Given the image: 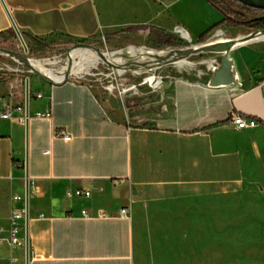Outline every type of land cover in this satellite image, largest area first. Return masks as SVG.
I'll return each mask as SVG.
<instances>
[{
	"label": "crops",
	"instance_id": "1",
	"mask_svg": "<svg viewBox=\"0 0 264 264\" xmlns=\"http://www.w3.org/2000/svg\"><path fill=\"white\" fill-rule=\"evenodd\" d=\"M3 1L21 33L77 40L107 34L116 48L132 37L131 29L190 41L224 18L208 0ZM11 29L0 0V34L10 35ZM254 44L232 53L231 83L213 84L215 71L208 67L186 70L164 78L154 98L143 92L137 101L117 100V113L100 85L28 78L27 125L0 120V264H26V246L5 242L12 211L23 207L14 196H26V168L29 264H134L132 216L139 208L264 190V63L256 65L261 48ZM0 97L26 107V84L0 83ZM48 112L49 119L35 117ZM233 112L256 119L258 126L234 130L228 124ZM131 114L150 125L135 124ZM59 129L71 135L69 142L55 137ZM78 189L91 195H67ZM100 212L108 217H98Z\"/></svg>",
	"mask_w": 264,
	"mask_h": 264
},
{
	"label": "rangeland",
	"instance_id": "2",
	"mask_svg": "<svg viewBox=\"0 0 264 264\" xmlns=\"http://www.w3.org/2000/svg\"><path fill=\"white\" fill-rule=\"evenodd\" d=\"M215 1L225 6L222 0ZM223 30H229L233 35L228 34L227 37ZM128 31L132 37L122 42L121 48L113 46L111 36L107 34L90 40H77L55 34L42 38L33 45L22 33L27 47L25 50L14 32V35L0 34V49L15 52L29 60L56 61L52 68L58 73L68 65L70 51L91 48L74 47L76 45H90L100 53L121 51L117 56L125 59L129 47L163 52L205 45L226 37L233 38L239 33L259 30L224 26L211 32L203 43L192 38L187 41L180 34L162 32L145 36L141 33L142 29ZM254 45L261 48L257 53L256 65L264 63V42ZM190 60L193 65L181 69L168 65L157 71L147 72L138 68L130 69L124 64L116 65L114 70L112 66L101 62L95 68H90L89 74L80 75L79 78L71 76V79L100 85L110 96L108 105L111 112L117 113L115 102L123 97L127 100L130 97L136 98L137 101L143 96V92L150 93L153 98L158 96L159 88L152 89L149 84H143V80L148 82L152 75L163 79L167 76H180L186 70L204 69L214 60L216 66L220 67L223 55L199 54L192 56ZM26 78L41 80L27 65L0 53V83L6 84L14 79L24 82ZM112 85L115 89L108 90ZM132 85L137 87L136 91H130L135 95L129 96L128 91L120 94V90ZM130 119L138 125H150L149 120L145 122L138 114H131ZM132 220L134 264H264V190L260 188L255 189V192L239 191L205 198L163 201L139 208Z\"/></svg>",
	"mask_w": 264,
	"mask_h": 264
},
{
	"label": "bare ground",
	"instance_id": "3",
	"mask_svg": "<svg viewBox=\"0 0 264 264\" xmlns=\"http://www.w3.org/2000/svg\"><path fill=\"white\" fill-rule=\"evenodd\" d=\"M180 31L183 30L178 29L177 33ZM226 38L205 45L202 44L191 48L172 49L163 52L148 51L144 47H129L126 51L125 59L117 56L118 53H121L120 51L100 53L95 48L73 50L68 53V65L64 67L63 71L58 73L54 72L52 68L56 64V61L28 60V64L40 78L54 83L64 82L71 76L78 77L89 74L90 68H95L101 62L112 66L114 70L118 64H124L130 69L138 68L144 72L148 70L157 71L168 65H174L181 69L193 65L190 58L194 55L220 53L228 59H231L232 53L238 48L264 42V31L239 33L233 38ZM160 79L157 75H152L149 81L153 87H158L160 85Z\"/></svg>",
	"mask_w": 264,
	"mask_h": 264
},
{
	"label": "built area",
	"instance_id": "4",
	"mask_svg": "<svg viewBox=\"0 0 264 264\" xmlns=\"http://www.w3.org/2000/svg\"><path fill=\"white\" fill-rule=\"evenodd\" d=\"M143 33H146L147 35H149V31H143ZM13 59L16 60L15 58H13ZM216 69H217L216 60H214L209 64L208 70L211 72H214V71H216ZM78 78H79V76H78ZM70 79H71V77H70ZM162 80H163V78L160 79V85L162 83ZM25 83H26V81L23 82V84H25ZM112 86H114V85H112ZM159 86L156 88L151 87V86L150 87L152 89H157V88H159ZM13 89H14V85H11V90H13ZM114 89H115V87H114ZM136 90H137L136 85H132L131 87H128L127 89L120 90V94L122 95V94H125L127 91H136ZM122 91H123V93H122ZM37 97L41 98L42 95L38 94ZM17 110L20 111V113L22 115L19 117H14L13 114ZM51 116H52L51 112H48L45 114L38 113V114H36L35 117L40 118V119H49V118H51ZM29 118H30V116L27 117L25 114V106L17 108L9 100H5V99L0 97V120L16 119L20 124L26 125V122H27V120H29ZM228 124L234 130H238V131L254 129L258 126V122L256 119L246 118V117L242 116L241 114H238L235 112L231 113L229 120H228ZM55 137L62 138L66 142H69L71 140V135L64 129L57 130L55 132ZM67 195L69 197H72V196L89 197L91 195V192L88 190L78 189L74 192L69 191L67 193ZM14 200L17 202H22L23 207L19 208V209H14L12 211L11 216L9 218V228L6 232V241L5 242L10 247H19V246L25 245V242L23 239V234L25 231L27 201H26V196H18V195L14 196ZM128 214H129L128 209H123L121 211V215L124 217H127ZM83 216L85 218H91L90 214L86 211L83 212ZM98 217H108V216L106 214L100 212L98 214ZM2 232H4V229L0 227V233H2ZM3 242H4V240L0 238V244H2ZM12 263L15 264V260H13Z\"/></svg>",
	"mask_w": 264,
	"mask_h": 264
},
{
	"label": "water",
	"instance_id": "5",
	"mask_svg": "<svg viewBox=\"0 0 264 264\" xmlns=\"http://www.w3.org/2000/svg\"><path fill=\"white\" fill-rule=\"evenodd\" d=\"M237 1L240 4H242V5L246 6V7L253 8V9H258V10H264V0H237ZM1 3H2L4 9L6 10L7 14L9 15L12 27H13L18 39L20 40V42L22 43V45L24 46V48L26 50L27 47H26V44H25V41H24L22 33L20 32V30L17 28L16 24L11 19V16L9 14V10H8L6 4L4 3L3 0H1ZM78 46L93 48V46H90V45H76L74 47H78ZM0 53H3V54H6V55H8L10 57L15 58L17 61L27 65L31 69V71L33 73L37 74L30 67V65L28 64V60L29 59L26 58L25 56H21L20 54H17L15 52L8 51V50H3V49H0ZM227 62H228V58L226 56H223V60H222V64H221L220 68L214 72V77H213V80H212L213 84H215V85H218V84H229V83L232 82L233 78L230 77V72L232 71V62H230V63H227ZM69 79L70 78L66 79L62 83H66ZM46 82H49L51 84H56V83L51 82V81H46ZM25 84H26L25 114H26L27 117H29V79L26 80ZM27 122H28V120H27ZM27 122H26V125H27ZM25 181H26V201H27L25 246H26V254H27V256H26V264H29V213H28V205H29L30 180H29V174H28L27 168H26V180Z\"/></svg>",
	"mask_w": 264,
	"mask_h": 264
},
{
	"label": "trees",
	"instance_id": "6",
	"mask_svg": "<svg viewBox=\"0 0 264 264\" xmlns=\"http://www.w3.org/2000/svg\"><path fill=\"white\" fill-rule=\"evenodd\" d=\"M209 3L223 15V21L215 26L211 31L202 35L198 42L203 43L207 36L214 30L220 27H245L253 30H264V10H258L246 7L240 4L237 0H222V4L217 3L215 0H208ZM242 8V10L240 9ZM14 35V31L10 30V35ZM24 36L30 41L31 44L36 45L42 38L33 37L29 34L23 33Z\"/></svg>",
	"mask_w": 264,
	"mask_h": 264
}]
</instances>
